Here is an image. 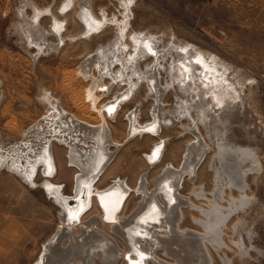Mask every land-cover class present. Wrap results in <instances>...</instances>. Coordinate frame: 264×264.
I'll list each match as a JSON object with an SVG mask.
<instances>
[{
  "label": "rangeland",
  "instance_id": "1",
  "mask_svg": "<svg viewBox=\"0 0 264 264\" xmlns=\"http://www.w3.org/2000/svg\"><path fill=\"white\" fill-rule=\"evenodd\" d=\"M83 3L97 18L105 17V24L86 32L78 15ZM202 9L208 10L204 13L210 26L202 25ZM126 11L120 0H0V152L4 154L21 140L19 129L40 119L50 107L43 99L44 89L79 119L98 120L84 95L90 78L79 66L89 53L113 42L118 31L115 19L128 17L125 32L154 36L159 52L137 57L135 66L144 74L138 81L131 77L138 82L133 93L107 74L102 82L112 86L96 93L100 104L116 105L105 113L118 145H109L113 154L92 187L102 190L124 181L127 194L116 212L124 222L118 231L112 228L114 218H108L93 196L76 222L68 225L72 235L61 234L62 205L41 183L49 179L60 184L59 193L70 197L80 170L69 163L68 149L53 137L58 175L46 177L40 164L28 180L0 166V264H36L55 234L60 236L58 244H53L44 264H129L138 257L128 247L123 226L129 222L147 227L142 215L148 213L150 200L161 208L156 240L166 233L161 228L166 218H172L177 230L193 231L180 238L194 239L183 242L198 253L192 259L177 258L162 241L148 243L140 237L136 246L144 254V264H264V0H133ZM55 18L62 21L59 31L53 27ZM127 52L135 56L132 45ZM113 67L116 72L120 69L118 64ZM92 75L98 78V71ZM184 107L189 108V117L178 114ZM157 147L160 153L150 159ZM185 154L196 164L186 167ZM240 158L244 161L236 165L234 160ZM166 172L178 177L170 180L178 196L174 202L166 200L162 185L156 187ZM147 194L151 197L145 199ZM166 206L175 207L172 217ZM95 231L114 241L123 254L82 255L75 249L76 238ZM92 248L88 246L85 253Z\"/></svg>",
  "mask_w": 264,
  "mask_h": 264
},
{
  "label": "bare ground",
  "instance_id": "2",
  "mask_svg": "<svg viewBox=\"0 0 264 264\" xmlns=\"http://www.w3.org/2000/svg\"><path fill=\"white\" fill-rule=\"evenodd\" d=\"M131 1H133V0H120V3L124 7V9L127 10L126 13L129 11V4ZM89 6L90 5H88V3L81 4V10H80V13H78V15L84 21V26L86 27V32H90L92 29H95L98 26L105 24L104 23L105 17L103 19H101V18H97V16H94V14L90 13L91 9ZM53 21H54L53 27L57 31H59L60 28L62 27V21H60L59 19H56V18ZM113 22H114V20H113ZM111 23H112V21H111ZM114 23H116L118 31H117L116 37L114 38L113 42L109 43L106 46H101L100 48L97 49L98 51L96 50V52L93 53L92 55H90V53H89L88 57L86 59L82 60L80 63V66H79V69L82 71L84 76H87L90 78V83L85 88L86 92L84 91L85 92L84 95H85V99H87L90 103V108L95 113H97V115H98L97 117H99L98 120L93 122V123L92 122L90 123V122H87L85 120L79 119V117L76 114L71 113V112L65 110L63 107H61L58 104V101L55 100L51 96V94H49L48 91H46V89H44V91L42 93L43 99L47 104L50 105V107L48 109L46 108V111L42 114L40 119L35 120L31 125H29L25 129H19V135L21 136V140L17 139V142L14 141V144H12V145L10 144L11 146L9 147V149H11V150L7 149L6 150L7 152L5 154L0 152V166H6L11 171L17 172L23 178H27L28 180H30L32 177V174L36 170L37 166L40 164L42 166L41 169H42V171L46 177L58 175V173L60 172L57 160L55 159V155H54L55 143L52 142L53 137H56L57 142L62 144L63 146H65L68 149L67 155H68L69 163L77 166L80 170V174L75 177L76 178L75 179L76 185H75L73 196H70V197L64 196V194H62L61 192L59 193L60 184H56L54 182H51L49 179H45L43 181V183H41L43 188L48 193V195H51L52 197H54L55 201L58 204L62 205L61 206L62 210H63L62 212L65 214L64 215L65 218L61 219L62 220V223L60 225L61 234L64 232V234L68 233L69 235L70 234L72 235L73 228L68 227V225L76 222L75 221L76 217H79L81 211L85 207H87V205L90 204L93 196L96 197L97 203L100 205V207H102L105 210L104 212H106L105 214H107L108 218H114L111 220V222L113 224L112 228L116 232L118 231V225L120 223L124 222V221L120 220L121 219L120 216H118L116 213L117 210L119 209V207L121 206V202L123 201L125 195L127 194L126 189H124V187H123V186L126 187L124 181H122V180L116 181L115 183L111 184V186H109L105 189H102V190L95 189V188L93 190V187H92L93 186L92 183H93L94 179L97 177V175L99 174L100 169L102 170L107 165V163H109V158L113 154L112 151L110 149H108L109 145H111L112 143H115L116 145H118L117 144L118 142H115V140L112 138L111 130L109 129V125L106 122L107 116L105 113V109L107 111V109H112L116 105H115V103H114V105H112L111 104L112 102H109L110 100L108 101L109 105L107 103L100 104L99 103V96L96 93L102 92L104 90V88H101V87L105 86L104 85L105 82L104 83L102 82V77L105 74H107L109 76V78H111L113 81H116V79H117V82L119 81L120 83L123 82L124 84H126L128 89H125V90L129 91L130 92L129 94H131L132 90L134 91L135 86L138 83L136 81L134 82L131 79V77L136 76L137 81H138V78L144 74L143 71H141V69L139 70V67L135 66L138 62L137 57L141 54H144V53L149 54V52H152L150 54H155L157 52V54H158L159 52H158V47L156 48V46H155V43H156L155 41H157V39L156 38L154 39V36L146 37L143 34H131L130 32H125L126 28L128 26V17H123L122 19H120V21H116V19H115ZM130 44L134 47V55L135 56H132L131 53L127 52V49L131 46ZM173 47H175V46H173ZM173 47H171L170 49H172ZM185 47H187V46H185ZM141 57H142V55H141ZM205 60H207V59H205ZM184 61H186V59ZM117 64L120 65V69L119 70L117 69L118 71L116 72L114 70V67H113V69L111 67H112V65L116 66ZM184 64L186 66V63H184ZM207 65H209V64H207ZM151 66L154 67L155 64H152ZM214 66L215 65H213V67ZM189 67L187 66V68H189ZM203 67H204V65L202 66V68ZM94 69H96V71H98V78H96L95 76L92 75V71ZM151 69H152V67H151ZM145 70H146V68H145ZM151 71H150V74H151ZM204 72H203V74H204ZM214 73H216V72H214ZM155 74H157V72ZM155 74L153 75V73H152L153 77H150V79L152 81L155 80V77H156ZM183 76H185V74ZM207 76H209V75H207ZM222 78H224V77H222ZM197 79H199V78H197ZM122 80H124V81H122ZM180 81L184 82V80H180ZM200 81L202 82L203 79ZM207 85H208V83H207ZM111 86H112V83L110 84V86L108 85V87H105V89L109 90V88ZM153 87L155 88V86H153ZM230 87H231V90L235 91V89L232 88V86H230ZM99 89H102V91H99ZM127 91H126V95L128 96ZM103 93H104V91H103ZM161 93H162V91H161ZM122 94H123V92H122ZM219 94H221V93H219ZM40 96H42V95H40ZM221 96H220V98H221ZM224 97H226V95ZM117 98H118V96H117ZM78 99H80V98H78ZM201 100H202V98H201ZM216 100H218V99H216ZM222 100H224L223 97H222ZM78 101H80V100H78ZM218 102H219V100H218ZM219 103H221V102H219ZM209 105H211V104H209ZM201 107H202L201 111H202V113H204L205 107L204 106H201ZM178 108H180V106ZM109 111H107V112H109ZM188 111H189V108L184 107L182 111L180 110L178 112V114L184 115V116L187 115V117H189L190 114ZM113 114L111 115V117L113 116ZM132 114L129 117H131ZM131 120H130V122H131ZM195 123H193V126H196V125H194ZM134 124H136V123H134ZM134 124H133L134 129H132V127H130L132 129V132H134V130L136 128V126H134ZM158 124H159V122H158ZM155 127L158 128V125L156 124ZM142 128H143V126H142ZM142 128H140V129H142ZM152 128L153 127H151V130H152ZM194 128L195 129L193 131L196 134L197 129H196V127H194ZM136 130H137V128H136ZM88 141H91L92 143L89 144ZM157 145H159V148H160V144H157ZM154 147H153V149H154ZM191 151H193V150H191ZM87 153H90V154L88 155ZM159 153H160V150H158V147H157L155 150H153L151 152V154L149 156L147 154L146 155L150 159H152L153 157L156 158V156ZM195 157H196V155H195ZM101 158H102L103 162H102V160H100ZM193 160L194 159H192V157L189 159V156L186 155L185 162H183V163H185V164L186 163H192V164L194 163V165H195L197 161L196 160L193 161ZM243 161L244 160L242 158L238 159L237 161L235 159L234 163L236 165H240V163H242ZM194 165L191 166L192 170L191 171L189 170L191 172L190 175L193 174V172H194ZM187 166H188V164H186V167ZM166 167H168V166H166ZM183 167L184 166L182 165V168ZM186 170H187V168H186ZM54 172H55V174H54ZM168 172H166L165 177L164 176L162 177L163 179L159 178L157 180L156 187H157V185H159V186L162 185L161 188L163 189V194L165 195L166 200L172 202L175 199L177 200L178 196L175 193L176 187L170 186V183H171L170 180L176 178L177 175L171 178L170 175H172L173 173H171L172 171L170 173H168ZM175 172L177 173V171H175ZM178 172L182 173L180 171H178ZM173 175H175V174H173ZM167 176H169L171 179H169V177H167ZM238 178H240V177H238ZM28 180H26V181H28ZM29 182L34 183L32 181H29ZM139 188H140V190L142 189L141 186ZM155 193H157V192H155ZM147 196H149V198L151 197L150 194H147L144 196L145 199L147 198ZM147 204L149 206V208H148L149 211L147 214L142 215V217L145 218L147 223H148L147 227H144L141 224H130L129 222H125V223H127V225L123 226V234L125 235V237H126L125 239H126L127 243L129 244L128 247L131 251L135 252V254L138 257L136 259H132V261L128 260L130 262L129 264H144L142 262V259H144V257H142V255H144V254H142L140 249L136 246V242H137L138 238H140V237L146 238L148 240V243L154 242L156 240V238H155L157 236L156 231H157V228H159V226H160V223L156 221L157 220L156 215L161 208L157 206L156 200H150V203L147 202ZM170 205H172V204H170ZM165 208L167 209V212L169 214H171V217H172V214L175 212L174 211L175 207L174 206H169V207L166 206ZM135 214H133L132 216H134ZM67 218H69V219H67ZM172 220H174V219H172V218L170 219L168 217L166 218V220L164 221L163 227H161L162 229L164 228L166 233L164 236L158 235V237H157L158 241L156 240V242L162 241V244H164L165 249L170 251L173 255H176L177 258H179L180 255H183V257H185L184 255H186V257H188V258L191 257L190 259H192V255H195V254L197 255L198 252H195L194 250L189 249L188 248L189 244L187 245L186 243H184L188 239L186 241L182 240L183 237L181 239L180 236L183 235L182 233H184V235H185V233H186V235H187V233L192 234L193 231L191 232L190 230H186V231L177 230V228L175 227V225L177 223H176V221L173 222ZM113 221L115 223H113ZM80 222L83 223L81 220H80ZM94 223H96V221ZM88 225H90V224H88ZM207 227H209V229L212 228V227H210V225ZM207 230H208V228H207ZM211 230L212 229H210L209 231H211ZM58 237H60V236L55 234L53 236V238L50 239L51 241L48 242L47 245H45V252H44L43 256L41 257V259L39 261H37L36 264H44V261L46 259L45 257L47 255V253L52 249L51 247L53 246V244H54V246L56 244H58V240H59ZM74 238H76V237H74ZM179 238L182 240V244H180L181 241ZM186 238L187 237H185V239ZM109 239L110 238L106 237V235L104 236V233H102L101 231H97V232L95 231V234L94 233L93 234L92 233L86 234V232H85L80 237L76 238V240H75V243H76L75 247L76 248L75 249L81 251L82 255H83V253L87 254V255L95 253V254H100V255H105V256L106 255L110 256V255L119 254V252L121 250L116 248L114 245V241L109 240ZM188 241H191V240L189 239ZM192 241H191V243H192ZM70 242H72V241L70 240ZM87 244H89L88 246H92L93 248H92V250L87 251L85 253V249L88 247ZM183 244H185V245H183ZM149 247H151V246H149ZM70 251L73 252V250H70ZM79 251H77V252L80 253ZM151 251H152V248L150 249V253H151ZM121 254H123V252ZM125 255H127L128 258L130 256V254H127V253H125ZM62 257H64V256H62ZM105 259H107V258L105 257ZM85 260H86V258H85ZM181 261H183V260H181ZM176 264H178V263H176Z\"/></svg>",
  "mask_w": 264,
  "mask_h": 264
},
{
  "label": "crops",
  "instance_id": "3",
  "mask_svg": "<svg viewBox=\"0 0 264 264\" xmlns=\"http://www.w3.org/2000/svg\"><path fill=\"white\" fill-rule=\"evenodd\" d=\"M202 6H204V5H202ZM200 12H202V14H201V22H202V25L203 26H207V25H209L210 26V23H209V18L207 17V16H205V13L204 12H208V10H204V9H202ZM199 13V12H198ZM101 88H105V86L104 87H101ZM104 91V90H103ZM100 160H102V158L100 159ZM99 160V161H100ZM102 162H103V160H102ZM85 168V167H84ZM100 171H102L101 169H100ZM100 173V172H99ZM75 185H76V182H75ZM75 185H74V189H75Z\"/></svg>",
  "mask_w": 264,
  "mask_h": 264
}]
</instances>
